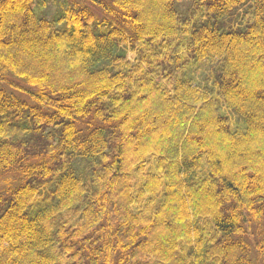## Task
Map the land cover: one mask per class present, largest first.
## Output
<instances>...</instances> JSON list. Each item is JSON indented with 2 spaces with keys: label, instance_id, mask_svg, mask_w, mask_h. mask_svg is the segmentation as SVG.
I'll return each mask as SVG.
<instances>
[{
  "label": "trees",
  "instance_id": "trees-1",
  "mask_svg": "<svg viewBox=\"0 0 264 264\" xmlns=\"http://www.w3.org/2000/svg\"><path fill=\"white\" fill-rule=\"evenodd\" d=\"M44 1L0 0V264H264V0Z\"/></svg>",
  "mask_w": 264,
  "mask_h": 264
},
{
  "label": "rangeland",
  "instance_id": "rangeland-1",
  "mask_svg": "<svg viewBox=\"0 0 264 264\" xmlns=\"http://www.w3.org/2000/svg\"><path fill=\"white\" fill-rule=\"evenodd\" d=\"M63 6H64L63 0H56L55 2H51L50 0H45L41 4V9L39 8V6H37L36 9L40 15H44L49 18L50 16L60 12ZM129 56H132V54H129Z\"/></svg>",
  "mask_w": 264,
  "mask_h": 264
}]
</instances>
